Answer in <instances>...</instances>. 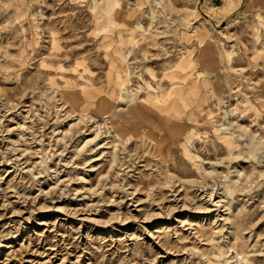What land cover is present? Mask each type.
<instances>
[{
    "label": "rangeland",
    "instance_id": "1",
    "mask_svg": "<svg viewBox=\"0 0 264 264\" xmlns=\"http://www.w3.org/2000/svg\"><path fill=\"white\" fill-rule=\"evenodd\" d=\"M0 264H264V0H0Z\"/></svg>",
    "mask_w": 264,
    "mask_h": 264
}]
</instances>
